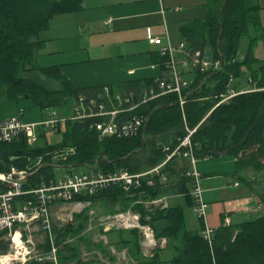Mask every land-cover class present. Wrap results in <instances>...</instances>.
Segmentation results:
<instances>
[{
    "label": "trees",
    "instance_id": "16d2710c",
    "mask_svg": "<svg viewBox=\"0 0 264 264\" xmlns=\"http://www.w3.org/2000/svg\"><path fill=\"white\" fill-rule=\"evenodd\" d=\"M82 5L83 0H0V86L7 88L11 98L30 99L31 106L57 110L66 106L70 99L76 102L80 95L90 97L102 90L103 86L75 88L58 67L41 68L36 62V50L41 45L40 33L48 28L52 18L60 13L77 11ZM256 9L254 0H219L217 8L208 11L204 19L181 27L188 48L203 52L212 50V64L207 69L193 68V78L183 90L185 100L182 105L176 92L138 104L121 114L127 121L133 117L142 119L137 129L128 135L100 138L95 127H91L98 118H66L63 130L61 125L57 127V131L62 132L58 143L29 145L23 135L10 142L0 141V169L10 170L11 166L24 169L42 157V162L31 168L33 173L25 183L27 186L55 178L56 166L65 167L70 172L72 168L68 165L73 164L108 172L143 173L167 159L179 144L178 139L187 134V128H195L191 136L195 158L226 152L235 156L239 164L250 162L264 167L260 163V158L264 157V67H254L256 58L251 49L243 59L237 57L241 38L249 33L252 24L258 23ZM242 66L248 69L249 81L254 83L255 89L237 93L227 102L219 103L229 88L230 80L241 74ZM26 70H39L43 75L58 80L61 88L49 90L24 76ZM150 82L128 83L120 89H139ZM210 110L208 117L201 122ZM38 135L39 138L44 137L42 127L38 128ZM59 153H63L65 158L55 156H60ZM184 159L174 155L161 166L159 173L150 175L148 172L139 177L136 184L127 188L122 184L110 185L96 195L77 196L75 200L93 201L106 195L105 198L113 202L118 199L138 201L134 209L140 213L141 224L155 226L156 222H163L157 237H166L177 243L181 235L180 243H175L178 253L172 260L174 264H264V213L238 224L222 223L211 228V238L207 239L203 235L206 228L203 218L199 217L198 229L186 228L184 209L180 205L164 210H153L148 206L146 201L171 191L186 193L188 204L194 206L187 186L190 177L186 175L188 166ZM165 172L175 179L163 183L161 175ZM84 212L83 209L76 214V220L79 216L86 221ZM69 226L55 224L54 228L63 233L55 241L57 246L66 236ZM133 231L137 237L138 230ZM135 243L138 245V239ZM9 245V240L0 238V253L7 252ZM40 246L45 252L51 247L45 235ZM68 250L65 245L59 247L60 264H70L63 258L73 259L74 254L62 255ZM36 264L54 263L45 259Z\"/></svg>",
    "mask_w": 264,
    "mask_h": 264
},
{
    "label": "crops",
    "instance_id": "0c3cea01",
    "mask_svg": "<svg viewBox=\"0 0 264 264\" xmlns=\"http://www.w3.org/2000/svg\"><path fill=\"white\" fill-rule=\"evenodd\" d=\"M254 2L257 5L255 14L258 23L252 24L249 33L241 38L237 57L243 59L251 49L256 58L254 67L259 69L260 66L264 67V0ZM218 4L219 0H83L81 9L55 15L48 28L40 33L41 45L36 50V62L41 68L58 67L62 75L78 89L109 85L115 91L124 84L169 77V72L163 66L167 58L160 55V49L171 45L175 49L174 55L179 59L182 53L177 47L181 41H185L181 27L204 19L207 12L217 8ZM151 37L161 38V44L150 43ZM241 46L243 50L240 51ZM181 69L184 79L187 73H192L191 78L186 79L191 82L193 68L181 66ZM241 69V74L230 80L227 91L237 94L255 89L254 83L249 81L250 74L246 66ZM23 75L51 91L61 88L58 80L43 75L39 70H26ZM241 76L245 83L237 80ZM220 101L223 103L228 99ZM33 107L38 108L39 113ZM20 109L23 111L20 112ZM27 109L29 113H26ZM40 110L42 108L38 106H31L30 99L11 98L7 88L0 86V121L17 117L24 122H39L49 114ZM210 112L206 113L201 122ZM60 133L59 142L62 139ZM41 139L38 138L35 144H49L47 140ZM196 159L198 162L202 160L195 165L200 173L199 185L207 204L206 226L217 228L222 223L238 224L264 213L263 166H254L250 162L239 164L235 156L226 152ZM184 160L187 170H190V159ZM260 163L264 165V157L260 158ZM187 186L191 191V178ZM105 197L102 195L89 201L86 207L90 204L96 207L97 201L103 200L106 206L99 207L97 204L99 209L93 208L91 211L110 214L117 209V213H129L125 207L131 205V210L135 211L133 208L138 202L121 199L113 202ZM176 205L195 213L183 192H176V197L167 206ZM52 210H55L54 205ZM200 221L198 216L197 221L194 218L188 221L184 212L186 228L198 229ZM115 228L119 230L109 229L105 236L111 246L118 247L116 250L119 254L116 258L113 255L107 259L101 258L102 263L99 264H174L172 260L178 253L176 242L166 237L156 240L152 236L154 239L151 240L148 236L143 245L140 239L137 245L135 240L138 237H135V231L132 232L133 229L138 230L137 227ZM138 231L142 235V230ZM180 240L181 235L176 244Z\"/></svg>",
    "mask_w": 264,
    "mask_h": 264
},
{
    "label": "built area",
    "instance_id": "2783aa9c",
    "mask_svg": "<svg viewBox=\"0 0 264 264\" xmlns=\"http://www.w3.org/2000/svg\"><path fill=\"white\" fill-rule=\"evenodd\" d=\"M149 42L158 45L161 44V38L151 37ZM177 49L182 53L179 59L174 55L175 49L171 45L162 47L159 51L162 57L167 58L164 67L169 72V77L155 79L139 89L113 91L109 85H104L102 90L94 96L80 95L75 102L72 114L67 116L58 115L56 110H52L44 120L39 122H24L17 117L2 120L0 121V141L10 142L17 136L23 135L27 144L34 145L39 138V127H42L45 134L48 135V133L56 132L60 122L66 118L80 120L98 118L91 123V127H95L100 138L130 134L131 130L137 129L142 119L133 117L132 120L127 121L122 118V113L132 110L140 103L169 92H176L182 105L185 100L183 90L188 87L189 81L184 79L181 66L207 69L212 64L204 60L203 51L188 48L185 41H181ZM234 94L227 91L220 102L231 98ZM194 131L195 128H187V134L178 139L179 144L161 165L174 155L190 159L192 168L186 172V175L192 180L190 195L194 201L193 209L197 216L205 221L207 204L203 199L202 188L199 185L200 173L194 167L196 158L193 154L191 140ZM59 155L55 154L56 157L65 158L63 153H59ZM41 162L42 157H39L33 162V165L30 164L24 169H17L14 166H11L10 170L0 169V238L10 241L9 250L0 253V264H10L20 254H23L25 237L27 238L28 234H32L34 230L40 231L49 238L51 247L49 251L45 252V257L57 262L58 246L52 239V231L55 229L53 226L54 213L57 217L66 208L67 205L64 206V204L68 202L71 203L69 208L76 204L86 207L89 201H76L75 197L93 196L114 184H122L127 188L138 183L139 177L150 172L132 174L125 170L108 172L99 168L86 172L72 170L66 172L62 177H55L48 182L32 186L25 184L27 180L21 181L13 177L15 173H19L21 176L31 175L33 173L30 171L31 168ZM159 166L153 170H157ZM53 205L55 210H52ZM226 221L228 222V219ZM109 225L137 227L143 230L146 235V231L150 229L141 224L139 214L122 212L116 213ZM211 231L212 229L206 226L203 231L204 237L210 239ZM27 240L29 239L27 238Z\"/></svg>",
    "mask_w": 264,
    "mask_h": 264
},
{
    "label": "rangeland",
    "instance_id": "374dc122",
    "mask_svg": "<svg viewBox=\"0 0 264 264\" xmlns=\"http://www.w3.org/2000/svg\"><path fill=\"white\" fill-rule=\"evenodd\" d=\"M241 50H243L242 46L240 47V51ZM240 51H239V54H240ZM191 76H192V73H187L185 77L186 79H190ZM237 80H241L243 83H245V79L242 78V76L239 77ZM74 105H75V102L72 99H70L66 106H64L63 108L57 109L58 115H64L65 113L71 114L73 111ZM33 108H34L33 110H37L39 113L38 108L36 107H33ZM51 110H52L51 108H44L42 109V111L41 110L40 111L45 114L47 112L50 113ZM26 113H29V109H27ZM60 125H61V128L63 129V126H64L63 121L60 122ZM60 136H61L60 132L48 133L47 137H42L41 141L47 140L49 144H54V143L59 142ZM197 162H198V159H195L194 167L196 170L197 168L195 164ZM161 166L162 165H160L157 170H153L154 168L149 169L148 171H150L149 172L150 175H152L153 173H159V171L162 168ZM92 169H95V167H91L88 165H80V166L72 167L73 171H78V172H86ZM54 172H55V177L58 178L59 176H62L63 174L66 173V168L56 166L54 168ZM173 179H175V177L169 176L168 173L166 172L161 175V181L163 183H169ZM241 184L243 183L241 182ZM183 194L184 196L187 195L184 192ZM175 197H176L175 191H171L168 193L158 195L156 196V198L146 201V203H148L150 208L153 210L155 209L164 210L165 208L168 207L167 205H169L170 201ZM97 204L99 205V207L106 206L103 200L99 202L97 201L96 207H95V204L93 205L90 204L88 207H86V209L84 205L80 206L81 211L84 209L85 211L84 214L87 215L86 221L84 220L83 217L79 218V216H77L78 219L76 220L74 224L69 226V228L67 229L68 231L66 233V236L64 237V239L60 242L58 246V249L62 245H65L67 248L70 249L67 251V253L63 252L62 253L63 256L74 254L73 259L68 260V259L63 258L64 260L69 261L70 264H86V263L99 264V263H102L101 258L107 259L110 255H113V257L116 258L117 255L119 254V251L116 250L118 247L114 248L113 245L111 246V244L109 243L110 240L107 239L105 236L107 233L106 231H108L109 229H112L115 231L119 230L115 228V226L109 225L110 221L112 220L113 216L117 213L116 211L118 210L116 209L110 214L106 212L105 213L100 212V211L97 212L96 210L92 212L91 209L93 208L99 209ZM65 205L67 206L64 210H66V214L68 215V210L70 209L69 206L71 205V203L68 202L64 204V206ZM131 207H132L131 205L125 207L126 208L125 210H128L129 213H132V212L138 213L136 209L135 211H132ZM184 212H185V215L188 221L192 220V218H194L197 221L196 213H193L190 209H187V208L184 210ZM55 218H56V213H54V221H55ZM80 223L82 224L79 227ZM145 225L150 228L149 230L146 231L147 235L145 234V232H143V230H142V235L138 234L139 231L137 232L138 240L140 239V242L142 245L145 242V240L148 239V236L150 237L151 240L154 238L158 240L160 238V237H157L156 234L161 230L163 222L162 221L156 222L154 224L155 226H152L151 224H145ZM151 233L154 238L152 237ZM27 238L29 240H27ZM27 238L25 237V241H24L25 247H23V250H22L23 254H20L17 258H15L12 262H10V264H36V262L45 261V259H48L45 257L46 256L45 251H43L42 247L40 246L41 244H43V233H41L40 231L34 230L32 231V234H28ZM53 263L60 264V257L58 256V253H57V262H53Z\"/></svg>",
    "mask_w": 264,
    "mask_h": 264
},
{
    "label": "water",
    "instance_id": "95a60500",
    "mask_svg": "<svg viewBox=\"0 0 264 264\" xmlns=\"http://www.w3.org/2000/svg\"><path fill=\"white\" fill-rule=\"evenodd\" d=\"M204 60L207 63H211L212 62V50L211 49H206L205 50V52H204ZM221 64H222V61H221ZM25 97H27V95H25ZM76 166H80V165H75V164L68 165V167H70V168L76 167ZM60 167H62V166H60ZM13 177L15 179H17V180L26 181L30 177V175L21 176L19 173H15L13 175ZM80 206H81L80 204H76L74 207L70 208L68 210L69 217L66 214V210H62L58 214V216L55 218V221L53 222V226L55 227V224H59V225H63V226L72 225L75 222V220H76V214H79L80 212H82L81 209H80ZM61 236H63V233L61 231H59L57 229H54L52 231V239L54 241H56Z\"/></svg>",
    "mask_w": 264,
    "mask_h": 264
}]
</instances>
